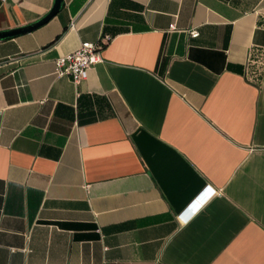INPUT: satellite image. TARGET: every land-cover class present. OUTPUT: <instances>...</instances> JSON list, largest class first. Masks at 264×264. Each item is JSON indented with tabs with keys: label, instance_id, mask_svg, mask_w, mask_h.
I'll use <instances>...</instances> for the list:
<instances>
[{
	"label": "crops",
	"instance_id": "crops-1",
	"mask_svg": "<svg viewBox=\"0 0 264 264\" xmlns=\"http://www.w3.org/2000/svg\"><path fill=\"white\" fill-rule=\"evenodd\" d=\"M262 52L264 0H62L0 39V264H264Z\"/></svg>",
	"mask_w": 264,
	"mask_h": 264
},
{
	"label": "built area",
	"instance_id": "built-area-1",
	"mask_svg": "<svg viewBox=\"0 0 264 264\" xmlns=\"http://www.w3.org/2000/svg\"><path fill=\"white\" fill-rule=\"evenodd\" d=\"M173 28V26H171ZM193 37L198 35L196 30L191 31ZM103 45L83 41L74 51L58 56L54 60V74L56 76H69L74 84L80 83L88 76L91 66L100 62L101 49ZM250 65L260 71L264 66V52L258 53L254 58H250ZM256 75V73H254Z\"/></svg>",
	"mask_w": 264,
	"mask_h": 264
},
{
	"label": "water",
	"instance_id": "water-1",
	"mask_svg": "<svg viewBox=\"0 0 264 264\" xmlns=\"http://www.w3.org/2000/svg\"><path fill=\"white\" fill-rule=\"evenodd\" d=\"M61 5H62V0H55V3L53 7L51 8V10L41 19H39L38 21L34 23L25 25V26L8 29V30H2L0 31V39L11 37V36H14L20 33H25V32L31 31L39 27L40 25L47 22L51 17H53L58 12V10L61 8Z\"/></svg>",
	"mask_w": 264,
	"mask_h": 264
}]
</instances>
